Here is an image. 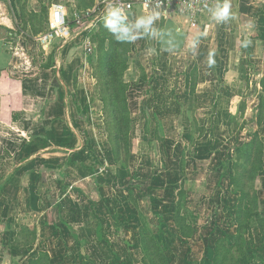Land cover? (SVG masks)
Wrapping results in <instances>:
<instances>
[{"label":"rangeland","instance_id":"rangeland-1","mask_svg":"<svg viewBox=\"0 0 264 264\" xmlns=\"http://www.w3.org/2000/svg\"><path fill=\"white\" fill-rule=\"evenodd\" d=\"M3 1L2 15L11 18L12 12L15 23L9 30L0 28V38L7 49H30L36 65L57 57V49L70 42L53 40L48 47L38 42L48 31L51 6L61 1L69 20L95 2L10 0V11ZM161 12L167 19L170 9ZM161 29L155 41L146 26L139 29L145 39L131 31L136 36L118 79L130 123L119 139L116 162L107 138L109 112L100 102L105 80L94 70L96 47L87 54L81 40L65 56L78 57L83 94H75L74 103L87 104L82 118L91 119V135L29 139L16 136L0 119V264H29L44 253L48 261L40 264H264V91L249 86L257 75L195 72L194 79L190 71L195 87L189 96L183 76L188 65L198 68L193 46L180 44L171 52V34H164L166 51L160 53ZM42 51L47 58L40 57ZM47 105L39 101L25 107L33 120L29 130L41 123L34 119L46 117ZM254 138L255 147L245 151ZM37 140L49 153L39 160L45 166L35 164L40 169L30 173L38 177L28 171L16 178L14 171L29 156L8 161L5 148ZM243 172L247 175L239 180ZM97 222L113 251L95 237ZM141 237L152 249L148 255Z\"/></svg>","mask_w":264,"mask_h":264},{"label":"crops","instance_id":"crops-1","mask_svg":"<svg viewBox=\"0 0 264 264\" xmlns=\"http://www.w3.org/2000/svg\"><path fill=\"white\" fill-rule=\"evenodd\" d=\"M204 1V5L200 9L188 14H182L178 12L175 6H171L167 19L162 15L163 12L161 11L164 10L144 13L138 6L127 14V17L123 18L131 19L129 21L131 31L137 32L138 40L145 39L143 33L139 30L140 28L148 27V32L152 36V40L155 41L158 28L162 27L160 30V53H163L166 49V44L162 46V43L168 41V39L163 38L164 34L166 36L171 34V52L176 53L180 44L183 47L193 46L191 53L193 54L192 58H195L198 65L197 75H200L201 72H207L213 77L224 73L257 75V82L252 86L249 80V86L253 92L262 91L260 79L264 76V0ZM3 4L5 2L0 0V28L9 30L15 23L13 19L15 16L12 12L11 18L8 15H2L5 14L6 9L2 8L4 7ZM7 5L11 11L13 7H11L10 0H7ZM50 12L51 9L49 15ZM98 24L89 32L88 39L83 38V35H85L83 32L75 31L72 33L68 46H63L60 50L57 49L58 58L51 57L50 61L41 62V65H36L33 62L34 56L31 55L30 49H7L5 39L0 38V119L8 122L15 134L17 133L16 136L44 139L49 135L58 137L64 134L73 139H78L79 137L82 138V135L87 137L91 135L90 132L93 129L88 126L91 119L82 118L86 116L84 112H86L87 107H84V105L87 106V104L74 103L77 99L75 94H83V85L78 84V57L70 55L68 58L69 55L66 57L65 54L69 46L76 45L79 40L85 48L86 44H89L90 51L86 48L87 54L93 53L95 45L91 37L98 30ZM12 34L8 33L9 36ZM13 36L17 37L15 34ZM134 36L136 35L133 34ZM146 39L147 41L150 40L149 37H146ZM26 40L30 41L28 37ZM43 56L47 58V52L42 51L40 57ZM208 60L210 65L206 64ZM194 64L192 68L188 65V69L185 70L183 76L184 88L190 87L188 72L192 71ZM68 99H70V102ZM39 101L48 104L43 113L46 117L34 119L41 122L39 125L42 124V126L35 125L34 130H29L27 128L30 125L29 122L33 120L27 117L25 107L35 106V104H39ZM59 127L60 129H58ZM15 128L20 129L16 132ZM97 143L98 147H94L100 150V144L103 142L100 140ZM43 144L42 140L30 143L23 141L19 146H16V149L5 148L9 155L8 161H10V156L14 157V155L15 160L20 155L26 154L29 156L14 171L16 178L23 172L29 171L30 173L38 169L39 165L34 168L37 163L45 166L44 163L39 162L43 155L49 154ZM102 147H104V144ZM81 150L88 153L87 148ZM91 154H95V152H91ZM68 158L72 162L75 160L72 155H69ZM104 158L107 163L111 162V157L108 158L105 155ZM70 169L71 167L67 165L66 170ZM77 169L79 171V166ZM87 171L88 169L85 170V172ZM35 173L32 172L29 175L38 177V173ZM88 173L90 176L94 173L97 174L96 169ZM9 213L12 214L13 212ZM95 214L97 215V211L93 213V217H95ZM53 225H58L57 220Z\"/></svg>","mask_w":264,"mask_h":264},{"label":"trees","instance_id":"trees-1","mask_svg":"<svg viewBox=\"0 0 264 264\" xmlns=\"http://www.w3.org/2000/svg\"><path fill=\"white\" fill-rule=\"evenodd\" d=\"M92 6L93 5L90 7ZM107 22L108 21L99 22L98 30L91 37V40L96 47L95 57L98 58V60L95 62L94 70H96V74L98 76L105 80V95H101L100 102L103 104V108L109 112V126L111 129V134H107V138L109 140L113 160L116 162V157L119 156L118 152L120 151L121 147L119 139L126 134L130 123L129 115L126 111L127 102L125 97L120 94L123 91L121 90L122 87L118 82V79H120L119 75H122L124 70L127 68V58L131 53L132 47V35L130 25L123 17H118L112 27H108ZM195 72L197 73V70L196 68H193L191 77L194 79ZM190 81L191 85L189 88V96L193 94L195 87V84L192 83L194 80L191 79ZM260 85L262 91H264V80ZM123 89H126V86H124ZM261 103L262 102H260V106ZM119 106H121L122 109ZM244 147L245 151L252 150L255 147V138L250 143L245 144ZM245 174L247 175L246 172H243L241 175H239V180H243L245 178ZM235 176H237V174ZM234 183L238 190L236 179L234 180ZM242 195L245 196L244 192H242ZM240 200L242 202L244 200L243 197H241ZM94 233L98 242H103V244L105 243L108 248L112 250L113 247L108 244L103 226L100 224V222H97L95 225ZM141 241L143 243L144 253L146 255L150 254L152 249L148 246L147 239L141 237ZM47 259L48 256L44 253L29 264H40L43 260L48 261Z\"/></svg>","mask_w":264,"mask_h":264},{"label":"built area","instance_id":"built-area-1","mask_svg":"<svg viewBox=\"0 0 264 264\" xmlns=\"http://www.w3.org/2000/svg\"><path fill=\"white\" fill-rule=\"evenodd\" d=\"M204 2V0H95L91 8L76 11L68 20L65 6L59 1L52 5L48 17V31L41 34L37 40L42 46L50 45L53 40L58 39L66 43L75 31L87 34L86 39H88L89 32L100 21L113 19L108 16V12L113 9L118 10V17H125L136 6L144 13L157 10L167 12L171 6H175L178 12L188 14L200 9ZM86 48L90 51L89 44H86Z\"/></svg>","mask_w":264,"mask_h":264},{"label":"clouds","instance_id":"clouds-1","mask_svg":"<svg viewBox=\"0 0 264 264\" xmlns=\"http://www.w3.org/2000/svg\"><path fill=\"white\" fill-rule=\"evenodd\" d=\"M227 14V13H225ZM108 16L112 17L113 19H109L107 22L108 27H112L115 24V18H118V10L113 9L108 12Z\"/></svg>","mask_w":264,"mask_h":264}]
</instances>
